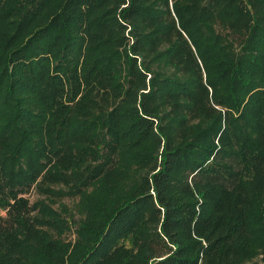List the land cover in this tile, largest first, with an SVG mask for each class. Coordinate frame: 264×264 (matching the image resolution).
<instances>
[{"label": "trees", "instance_id": "obj_1", "mask_svg": "<svg viewBox=\"0 0 264 264\" xmlns=\"http://www.w3.org/2000/svg\"><path fill=\"white\" fill-rule=\"evenodd\" d=\"M0 210V264H264V0H0Z\"/></svg>", "mask_w": 264, "mask_h": 264}, {"label": "rangeland", "instance_id": "obj_2", "mask_svg": "<svg viewBox=\"0 0 264 264\" xmlns=\"http://www.w3.org/2000/svg\"><path fill=\"white\" fill-rule=\"evenodd\" d=\"M35 193L34 192H32L31 194H29L28 196H29V198L31 199V200H33L34 198H35ZM65 203H68V204H71V202L69 201V200H67V199H65V200H63ZM1 214H3V211H1L0 210V215Z\"/></svg>", "mask_w": 264, "mask_h": 264}]
</instances>
